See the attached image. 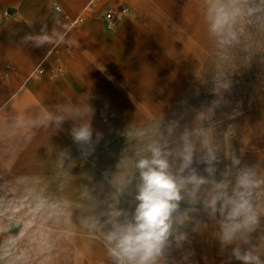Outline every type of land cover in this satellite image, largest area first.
I'll use <instances>...</instances> for the list:
<instances>
[{"label": "clouds", "instance_id": "clouds-1", "mask_svg": "<svg viewBox=\"0 0 264 264\" xmlns=\"http://www.w3.org/2000/svg\"><path fill=\"white\" fill-rule=\"evenodd\" d=\"M195 4L209 51L194 77L214 99L172 117L163 107L149 118L135 112L119 132L125 147L115 170L99 182L83 170L103 139L92 126L89 93L25 112L0 101V225L21 229L0 249V264H78L97 247L102 264H198L190 245L193 235L205 234L218 245L221 264H264V149L251 144L257 129L264 135V121L240 128L232 123L237 111H222L232 77L256 57L264 63V0ZM36 26L28 23L25 44L64 42L59 21ZM67 122L78 158L51 143ZM41 133L50 175L6 179Z\"/></svg>", "mask_w": 264, "mask_h": 264}, {"label": "rangeland", "instance_id": "rangeland-1", "mask_svg": "<svg viewBox=\"0 0 264 264\" xmlns=\"http://www.w3.org/2000/svg\"><path fill=\"white\" fill-rule=\"evenodd\" d=\"M143 5L147 9L139 13L137 9ZM105 8L125 9L123 18L112 31H107L99 18ZM74 20L80 21L71 26L69 22ZM89 20L95 23L93 35L82 32ZM56 21H59V31L64 36L63 43L37 48L22 41V37L31 31L29 22L35 23L38 29L42 22L51 26ZM8 26L14 27L13 30L6 31ZM139 34L148 42L155 62L167 78L179 86L171 90L170 83L165 82L155 69L139 61L130 66L133 78L127 86L133 91L128 106H123L115 95L124 100L125 94L119 90L121 84L117 77L109 75L107 66L118 62L116 56L125 50L121 49L124 38L134 42L135 35ZM208 51L195 0H8L0 5V56H6L0 59V101H9L12 108L25 112L62 100L86 99L84 94L89 93V102L96 109L92 126L103 133V139L96 145L83 170L88 171L91 166L103 177L106 169L115 170L125 147V138L119 132L132 121L131 112L138 110L142 112L138 118H149L163 107L166 115L172 117L184 107L199 108L214 99L194 77L196 65L198 70L205 67ZM57 59L59 62L55 63ZM57 64L59 69L56 70ZM39 69H43L42 74L37 73ZM104 75L118 89L102 94V87L108 86ZM262 80L264 63L259 57L232 77L231 91L225 94L229 104L222 111H237L239 115L232 123L240 128H256L264 121V85L256 93ZM186 94L187 100L182 101ZM181 102L185 104L182 106ZM150 111L153 113H146ZM70 128L71 122L65 123L64 130L51 137V143L68 149L74 158H78L79 151L69 134ZM251 144L264 149V135L259 129L251 138ZM47 145V135L39 134L10 166L5 178L39 172L50 175V162L44 158ZM246 158L253 159L251 153ZM45 165L46 170L41 171ZM81 170L78 165L73 172L78 175ZM96 174L95 181H101ZM0 226L4 228L0 231L2 249L7 239L19 237L21 229L7 221ZM190 247L198 264H221L223 257L219 255L218 245L210 241L207 234L193 235ZM103 259L104 254L102 257L93 249L91 254L81 257L78 264H102Z\"/></svg>", "mask_w": 264, "mask_h": 264}, {"label": "crops", "instance_id": "crops-1", "mask_svg": "<svg viewBox=\"0 0 264 264\" xmlns=\"http://www.w3.org/2000/svg\"><path fill=\"white\" fill-rule=\"evenodd\" d=\"M160 1V0H158ZM4 2H8V0H0V5L3 4ZM20 9V8H19ZM147 9V7L145 5L139 7L137 10L140 11H145ZM18 27V26H17ZM14 28V27H13ZM12 26H8L7 28H5L6 31L13 30ZM83 34L85 35H93L95 33V23L91 20L87 21L84 24L83 30H82ZM23 33H25L23 31ZM136 36V40L133 42L132 39H125L123 41L122 47L121 49H125L124 52L119 51L118 56H116V58H118V62L116 64H109L108 63V68H109V75H115V77H117V79L119 80V83L121 84V87L119 88L120 91H123L124 95V100L120 95H115V98L118 102H120L123 106H128L127 104L129 103V101H131L130 99V94L132 93L133 89H131V87H128L127 84L132 81V76H131V68L130 66L132 64H136L139 61H142L143 63H146L150 68H153L157 71V73L161 76V78L165 81V82H169L170 83V87L171 90H175L176 88H178V84L175 83V81L173 79H168L167 78V74L164 72V70H162L160 68V65H158L155 60H154V53L153 50L149 47L148 42L146 41V39L139 35H135ZM6 56H0V59H5ZM10 67H8L9 69ZM13 69V68H12ZM104 80L107 83L106 85L108 86H104L101 89V93L105 94L108 93L110 91H115L116 88L118 89L117 86H113L114 84H112V81L109 79V77L107 75H104ZM110 85V86H109ZM264 85V80L261 81V85L257 86L256 89V93L260 91L261 86ZM105 92V93H104ZM187 94L184 95V97H182V101L187 100ZM165 101V99H164ZM161 104V103H159ZM158 105V104H157ZM162 106L165 105V102L161 104ZM161 106V107H162ZM131 112V111H130ZM136 111L131 112V117H134ZM147 114L150 113L152 114L153 112H146ZM142 112L137 110V115H141ZM89 170H85L87 172H89L90 174H92L94 176L95 173H97L96 175L98 176V178L103 179V177H101V175L94 169L92 170L91 166H88ZM100 168V166H98ZM105 169V168H104ZM41 171L46 170V165L40 168ZM96 171V172H94ZM107 171V169H106ZM105 171V172H106ZM12 239V238H11ZM11 239H7L5 242L6 244H8L9 241H11ZM13 240V239H12ZM20 241L17 240V244L19 245ZM20 249L18 248L17 251H19ZM96 252H98L102 257H103V251L100 248H95L94 249Z\"/></svg>", "mask_w": 264, "mask_h": 264}, {"label": "built area", "instance_id": "built-area-1", "mask_svg": "<svg viewBox=\"0 0 264 264\" xmlns=\"http://www.w3.org/2000/svg\"><path fill=\"white\" fill-rule=\"evenodd\" d=\"M124 14H125V9H123V8H116V9L105 8V9H103L99 18H100V21L102 22L104 28L107 31H112V30H114L116 25L121 21ZM77 21H80V20L71 21V22H69V24L71 26H75L77 24ZM58 62H59V60L57 59L55 61V63H58ZM57 69H59L58 64L56 66V70ZM42 72H43V69H39L37 73L42 74Z\"/></svg>", "mask_w": 264, "mask_h": 264}]
</instances>
